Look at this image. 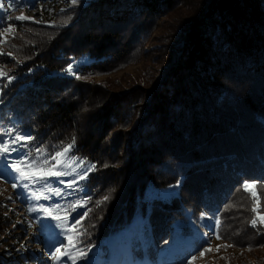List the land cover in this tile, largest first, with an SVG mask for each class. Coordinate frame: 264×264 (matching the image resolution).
Returning <instances> with one entry per match:
<instances>
[{
    "label": "trees",
    "instance_id": "1",
    "mask_svg": "<svg viewBox=\"0 0 264 264\" xmlns=\"http://www.w3.org/2000/svg\"><path fill=\"white\" fill-rule=\"evenodd\" d=\"M51 1L56 2L15 0L10 8L5 0L0 7V31L6 22L18 33L29 30V35L18 34L17 58L31 56L15 66L11 59L0 58L8 77H14L3 84L2 103L12 116H0V135L7 130L5 121L15 123L16 117L29 116L40 125L35 132L46 137L42 149L61 150L74 138L71 154L77 162L96 165L87 179L79 181L82 190L39 202L45 206L58 202L65 209L74 200L85 202L71 213L52 209L53 215L68 217L66 223L88 211L81 225L68 231L73 243L82 240L80 246L102 236L99 248L81 263L111 264L119 257L136 261L146 254L155 261L161 250L168 261L178 264L208 234L199 226L204 220L214 222L212 217H218L216 232L222 237L235 225L246 227L257 220L251 209L263 212L256 201L264 197V0H203L200 20H187L179 28L182 43L173 71L148 97L141 90L112 95L87 80L134 61L159 18L182 7L185 0H99L91 8L82 4L95 0H79L65 10L77 14L73 26L60 29L54 40L44 36L40 26L7 19L8 9L30 10ZM76 63L82 79L65 71ZM31 70L37 71L30 74ZM29 141L33 144L25 151L40 144ZM246 182L255 186L245 190ZM49 183L69 191L60 182ZM23 191L15 189L14 194L25 205L38 244L53 250L61 242L68 245L61 248L68 254L58 264H72L69 256L76 252L59 235L58 222L46 213H29L36 201L25 199ZM162 193L171 194L161 200ZM104 196L109 197L107 202ZM108 207L112 210L104 216ZM176 221L180 225L175 231ZM0 222L4 236L0 250L7 253V245L21 243L24 232L7 217ZM246 246H264V226L254 246ZM6 255L8 262L0 259V264H34L23 256Z\"/></svg>",
    "mask_w": 264,
    "mask_h": 264
},
{
    "label": "rangeland",
    "instance_id": "2",
    "mask_svg": "<svg viewBox=\"0 0 264 264\" xmlns=\"http://www.w3.org/2000/svg\"><path fill=\"white\" fill-rule=\"evenodd\" d=\"M98 1L99 0H95L92 3L84 1L82 6L91 8L93 6L92 4L97 3ZM202 1L203 0H185V3L182 7H178L172 12H166L163 17L159 18L157 28L152 32L150 39L144 44L142 53H138L134 61H130L115 71L91 78L87 80L88 83L103 86L107 88L112 95L115 93L124 94L130 93L134 90H141L142 94H144L145 97H148V92L158 88L163 81L168 79L169 75L173 71L174 66L177 63V56L180 52V44L182 43V37L178 35L179 28H181L183 24H186L187 20H200V14H202V11L204 10V8H202ZM69 3V0H58V2L56 0V2L51 1L42 4L37 3L33 9L31 8L30 10H19L13 12L8 9L9 12H7V19L8 21L15 22L17 21L16 17L18 16L28 17V19L24 21L28 22L29 24L31 23L44 28V36H50L51 40H54L60 36V29L63 28V30H65L66 28L69 29L72 27L73 19L77 17L76 13H67L65 11L66 9H70L69 7H72V4ZM61 9H64L65 12H62ZM119 11L121 10L119 9ZM2 17L5 19L4 15H2ZM9 25L10 24L6 22V27L0 31V58L6 57L11 59V66H15L17 63H21L23 60L27 61L31 57L30 56L28 59L19 60L16 53L20 50H18L20 44L17 43L19 42L18 37H20L18 34L29 35V30L27 32L22 31L18 33L14 27L9 28ZM1 64L2 62H0V72L6 73V75L0 76V116L8 119L12 116L11 112L8 111L12 110L9 108V106H5V103H2L3 96L1 95V93L4 91V81L9 80L6 72L8 69H6V67L4 68ZM76 65L78 70L80 68V64L76 63ZM7 66L10 65L7 64ZM36 71L37 70H31L30 74H33ZM145 107L146 106L140 107L139 111L142 112V110H145ZM15 119L17 120L15 123H7L5 121V126L7 129H14L13 135L16 134V131L18 130L20 134L33 137L37 144L40 143L38 144L39 146L37 145L39 148L45 146L42 145L45 143L46 137L42 133L35 132L40 127L39 124L37 126L34 125L33 119H30L29 116L25 118L16 117ZM7 138L10 139V137ZM19 143L28 144V148L33 144L29 140H23ZM28 148H21L20 151H25ZM53 151L55 152L56 149L54 148ZM51 163L54 164L55 161H51ZM75 166H77L76 163L70 165V167ZM17 167L27 168V163H21L17 165ZM13 175H16V173H13ZM48 179L53 183H59L61 180L65 182H71L73 177H49ZM19 189L20 188L17 187V190ZM14 191L15 190L12 188V186L5 184L3 179L0 177V221L2 218L7 217L11 223H17V225L20 226L24 232L21 243L11 241L9 245H7L8 248L10 247L7 250V253L9 252L11 255L16 254V257L23 256L34 264H58V261L63 256L61 257L59 253L55 252V250L48 251L42 247V245L38 244L39 236L37 230L33 227L30 219L25 216V205L17 201ZM170 192L173 194L175 190H170ZM171 193H162L160 196L161 200L168 198V195ZM256 204L257 206L261 205L263 208V212L258 211V208L257 212L261 215H264V197L259 198L256 201ZM235 209L238 208L235 207ZM111 210L112 208L108 207L106 212L103 213L104 216H106V213L109 214ZM104 216L102 217L104 218ZM227 217L233 220L234 215L232 214L231 217V215L228 214ZM103 218L101 219L103 220ZM259 219L260 216H258L256 227H253L251 223H246V227L235 225L233 229H230L229 226L228 231H230V235L227 234L224 237L220 236V239H217L216 235L212 234L213 232H216V228H209V225H214V222H207L204 220V222H201L199 226L208 229V235L204 234L205 236H203V239L200 241V243H197L196 249L194 251L190 249L189 258L184 259L178 264H264V246L258 247L256 249L255 247L246 246V243L254 246V242L261 235V228H263V226L260 225ZM108 220H110L109 217ZM232 220L231 223L233 222ZM137 222L140 223L139 220H137ZM191 224L192 222L189 221V223L186 224V229H189L187 227H190ZM179 225L180 222L176 221L174 223L173 228L175 231L178 230ZM197 227L198 226H191L192 230L194 231L199 230ZM2 230L3 227L1 226L0 222V241L4 238V236L1 235ZM131 233L134 234L137 232L132 231ZM101 237L102 236L98 234L96 237L92 238L88 242H85L84 244H81L79 247L86 250L89 247L91 250L99 248L102 241ZM209 239L211 241L210 251H205L204 255L201 256V251L209 246ZM58 242L59 241L57 240V244ZM1 249L0 259L7 263L9 257H7L5 249ZM90 251H88V253ZM144 252L145 250L142 249V253ZM156 254L158 255L155 257V261L151 260V257L147 254L140 260L135 261L130 260L129 258L127 259L129 260L130 264H172L170 261H168L167 255L164 251H157ZM146 256L148 258H146ZM56 257L60 258L56 259ZM81 261H79V264H82Z\"/></svg>",
    "mask_w": 264,
    "mask_h": 264
},
{
    "label": "snow or ice",
    "instance_id": "3",
    "mask_svg": "<svg viewBox=\"0 0 264 264\" xmlns=\"http://www.w3.org/2000/svg\"><path fill=\"white\" fill-rule=\"evenodd\" d=\"M5 0H0V7L3 6ZM8 6L11 8L12 4L15 3V0H7ZM71 4L79 3V0H70ZM64 11V9H61ZM28 17L18 16L16 17L17 21L27 20ZM2 27V25H0ZM12 26L9 25V28ZM7 30V29H6ZM69 75L74 76L76 79H82L81 75L77 71L75 64H69L65 70ZM6 73L0 72V76H4ZM14 79V77H9V82ZM14 129H7L2 135H0V177H3L5 180L11 183L12 188L15 190L17 187L24 190L22 195L25 199L31 201H36L35 205L28 207V212H39L41 214H48L51 218L57 221V227L61 229L59 235L64 236L68 243L71 244L72 249L75 250V256H69L72 264H79L81 260H87L88 251L91 250L89 247L87 250L79 247V243H82V240L73 243L72 237L69 236L68 231L76 229L77 225H81L82 219L86 218L88 211L86 210L83 213H80L77 216L72 217L70 223H66L68 217H61L59 215H53L52 209L57 210H67L69 213L75 212L77 207L85 206V202L82 200H74L67 205L65 209L64 206L58 202L51 206H45L44 204L39 203L41 200H51L53 196L57 198H63L65 195H71L73 192L82 190L79 187V181H83L88 178L89 172L96 169L95 164H90L87 167L84 166V161L79 160L71 154V149L75 146V139L73 138L72 142L66 146H63L61 150H57L54 153H49L46 149L39 147H34L29 151L23 153L20 152L21 148H28V144L19 143L23 140H32L34 139L31 136L20 134L18 130L16 134L13 135ZM5 137H10V139H5ZM35 152L36 155L32 153ZM12 153L17 155L10 159ZM63 158V159H62ZM55 161V163H51ZM22 162H27V168L17 167V165ZM76 163L77 166L70 167L71 164ZM107 167V165H105ZM11 168V172L9 171ZM16 173V175H13ZM62 176H72L73 179L71 182L60 181L64 185L65 189H69L68 192H65L64 189L60 187H53L49 183V177H62ZM255 185H250L245 183L243 185L245 190H248L250 187ZM255 196L256 194L253 193ZM109 200L108 196L103 197V201L107 202ZM101 206V202H97V207ZM252 212L260 216V225L264 226V215H261L257 212L255 206L252 207ZM203 219V217H202ZM214 220V225H209V228H218L220 220L218 217H212ZM253 227L257 226L256 218H253L251 221ZM94 226V225H93ZM86 230L79 231V236H83ZM212 234L216 235L217 239H220V235L217 232ZM208 235V234H206ZM209 246L201 251L200 255L203 256L205 251H210V239ZM67 249L68 245H65L61 242L60 246L55 248V252L59 253L60 256L67 255V251L62 252L61 248ZM60 257H56L59 259Z\"/></svg>",
    "mask_w": 264,
    "mask_h": 264
}]
</instances>
